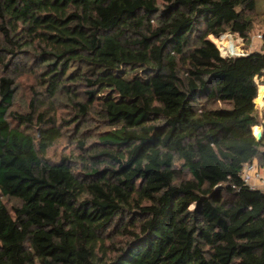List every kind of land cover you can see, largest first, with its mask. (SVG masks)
<instances>
[{
  "label": "trees",
  "instance_id": "trees-1",
  "mask_svg": "<svg viewBox=\"0 0 264 264\" xmlns=\"http://www.w3.org/2000/svg\"><path fill=\"white\" fill-rule=\"evenodd\" d=\"M256 10L0 0V264H264V192L242 178L264 166V32L233 56L209 39L250 44ZM24 70L40 90L19 113ZM73 121L72 148L51 159Z\"/></svg>",
  "mask_w": 264,
  "mask_h": 264
},
{
  "label": "rangeland",
  "instance_id": "rangeland-1",
  "mask_svg": "<svg viewBox=\"0 0 264 264\" xmlns=\"http://www.w3.org/2000/svg\"><path fill=\"white\" fill-rule=\"evenodd\" d=\"M251 21H252V32H251V41L250 44L248 43H243V41L236 37L235 35H231L229 33L223 34L218 38H214L213 36H209V39L216 45V47L218 48L220 55H224L225 53L229 54L228 51L223 52L224 51V47L221 44V38L223 36H229V43L231 42L233 49H230V52H236L238 54L243 53L245 50H255L258 49L260 46V38H261V33L264 32V0H257V10L255 11L254 14L251 15ZM260 36V38H259ZM224 38V37H223ZM222 38V42L224 43V45H227V41L226 38L223 39ZM0 39H1V35H0ZM227 47H229L227 45ZM22 74L18 71V73H16L15 75H13L15 77V85L17 86L16 89V95H15V99L13 102V106L11 108L12 111H18L19 113H25L28 111V106L30 103V99H31V90L33 88H36L37 90H40V85H38L37 82V77H36V73H33L34 71H30L29 72H25L21 71ZM0 75H1V69H0ZM12 75V74H11ZM254 81L256 83H260V80L257 79L256 77H254ZM264 85L259 84L258 87H262ZM259 96V91L257 94V98ZM257 98L255 100V105L257 107H259V103L262 101V99H260V102H257ZM261 98V96H260ZM45 102V101H43ZM45 104L43 105L45 107ZM54 111L56 113V118L59 120H72V115H71V109L69 106L64 105V103H60V102H53V108L50 112ZM76 121V119L74 120ZM74 121L71 122L70 124H68L69 128H67L66 130H63V139L61 141H59L48 153V156L53 159V160H57L60 155L62 154H66L71 148H72V144H70V140L69 138H71V131L74 128ZM256 128V127H255ZM260 128V127H259ZM186 177V175H185ZM5 203L10 207L11 206V202L10 201H6L4 200Z\"/></svg>",
  "mask_w": 264,
  "mask_h": 264
},
{
  "label": "crops",
  "instance_id": "crops-1",
  "mask_svg": "<svg viewBox=\"0 0 264 264\" xmlns=\"http://www.w3.org/2000/svg\"><path fill=\"white\" fill-rule=\"evenodd\" d=\"M261 99H262V101L259 103L260 104L259 107H257L258 110H259V112L264 111V92H263V94H261ZM252 164H254L255 167H256L255 172H257V174H258V178H254L249 183V185H250L251 188H255V189H258V190H261V191L264 192V170H262L258 166V164L256 163V161H253Z\"/></svg>",
  "mask_w": 264,
  "mask_h": 264
},
{
  "label": "built area",
  "instance_id": "built-area-1",
  "mask_svg": "<svg viewBox=\"0 0 264 264\" xmlns=\"http://www.w3.org/2000/svg\"><path fill=\"white\" fill-rule=\"evenodd\" d=\"M260 38V36H259ZM229 54L225 53L224 55L222 54L221 56H233V55H240L236 52H228ZM262 170H264V166L261 167ZM256 167L254 164H248L246 166H244L243 172H242V178L244 180V182H246L248 185L249 183L254 179V178H258V174L257 172H255ZM250 186V185H249Z\"/></svg>",
  "mask_w": 264,
  "mask_h": 264
},
{
  "label": "bare ground",
  "instance_id": "bare-ground-1",
  "mask_svg": "<svg viewBox=\"0 0 264 264\" xmlns=\"http://www.w3.org/2000/svg\"><path fill=\"white\" fill-rule=\"evenodd\" d=\"M224 37V38H223ZM222 38L223 39H225L226 38V41H227V45L229 46V47H227V45H224V43L222 42V38H221V44L223 45V47L225 48L224 49V51L223 52H226V51H228V52H230L229 50L230 49H233V46H232V44H231V42L229 43V41H228V39H229V36H223ZM230 40V39H229ZM230 44V45H229ZM232 53V52H231ZM264 86H262L261 87V89L259 90V96H258V98H257V102H260V96H261V94H263V92H264V88H263ZM254 131L256 130V128L255 129H253Z\"/></svg>",
  "mask_w": 264,
  "mask_h": 264
},
{
  "label": "water",
  "instance_id": "water-1",
  "mask_svg": "<svg viewBox=\"0 0 264 264\" xmlns=\"http://www.w3.org/2000/svg\"><path fill=\"white\" fill-rule=\"evenodd\" d=\"M261 89V87H258V91ZM253 134L255 136V138L260 141L261 138H262V135H261V129L259 127H256V130L254 131L253 130Z\"/></svg>",
  "mask_w": 264,
  "mask_h": 264
}]
</instances>
